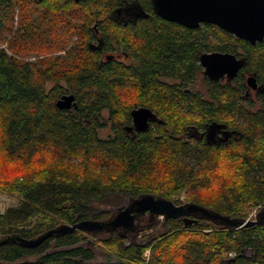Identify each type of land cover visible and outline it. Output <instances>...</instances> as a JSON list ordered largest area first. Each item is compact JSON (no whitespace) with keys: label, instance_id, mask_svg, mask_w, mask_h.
Here are the masks:
<instances>
[{"label":"trees","instance_id":"trees-1","mask_svg":"<svg viewBox=\"0 0 264 264\" xmlns=\"http://www.w3.org/2000/svg\"><path fill=\"white\" fill-rule=\"evenodd\" d=\"M121 1L146 17L114 21ZM114 46L132 61L101 60ZM212 51L245 57L241 70L264 85V39L250 44L211 23L182 26L156 15L150 0H0V193L17 198L0 213V264H264V222L227 225L264 205V91L256 108L241 74L232 83L202 76L204 90L195 87L199 55ZM66 93L77 106L57 108ZM138 106L160 122L131 137L125 126ZM213 121L240 135L219 146L186 136ZM105 126L111 134L101 137ZM115 193L195 203L224 225L187 214L164 218V231L140 244L116 231L89 241L77 229L21 242L107 219L90 207ZM98 242L102 263L93 262Z\"/></svg>","mask_w":264,"mask_h":264},{"label":"water","instance_id":"water-1","mask_svg":"<svg viewBox=\"0 0 264 264\" xmlns=\"http://www.w3.org/2000/svg\"><path fill=\"white\" fill-rule=\"evenodd\" d=\"M150 4L156 15L188 28H197L201 23H211L250 44L264 39V0H150ZM245 62V57H238L231 52L212 51L199 55L202 74L212 81L224 77L231 80L244 67ZM247 85L252 88L257 87L253 75L247 78ZM55 105L59 109L77 106L75 96L71 93L62 94L55 101ZM130 116L131 124L125 126L127 131L132 129L138 132L145 131L150 121L160 119L145 106L132 108ZM131 199L132 202L128 206L121 208L111 218L105 220L87 218L72 224H61L38 237L21 239V242L27 246H34L42 242L45 237L76 229L86 232L102 229L111 232L118 229L129 231L134 228L136 217L146 211L163 218L182 217L187 214L194 216L196 213L213 219L217 216L210 208L195 203L176 204L172 200L151 194H140ZM227 221L229 227L263 223L264 213L255 220L247 218Z\"/></svg>","mask_w":264,"mask_h":264},{"label":"rangeland","instance_id":"rangeland-1","mask_svg":"<svg viewBox=\"0 0 264 264\" xmlns=\"http://www.w3.org/2000/svg\"><path fill=\"white\" fill-rule=\"evenodd\" d=\"M17 20H18L17 10H15L14 21L12 24L14 28L17 25L16 24ZM10 37H11V33L9 32L7 35V39ZM74 38L75 37H73L72 39L74 40ZM5 45L6 44L3 43L1 46H5ZM61 52H57L55 54L59 55L61 54ZM35 58H36L35 55H27L26 57H24V59L26 60H34ZM202 76L203 75L198 76L196 80L194 81L195 87H197L201 91L204 90V81L202 79ZM110 134H111V131L108 126L102 127L99 130V135L101 137H107ZM177 201L181 202L182 196L178 197ZM16 202H17V198L15 196L0 193V213L4 212V210L7 207L15 205ZM131 202H132V199L127 194H121V193L111 194V195L104 197L102 200L93 201L90 207V213L95 214L100 211H108L109 212L108 218H111L121 208L128 206ZM262 213H264V205L260 206L258 209H253V211L250 213L248 218L255 220ZM194 216L200 217L203 221L212 220L213 222L217 223L220 226L224 225L219 220L215 218L213 219V218L203 216L200 213H196L194 214ZM163 219L164 218L159 215H150L149 213H143V214H139L136 217L135 222H134V228L130 229L129 231H123L122 229H118L115 231L125 237L126 243L133 242L136 244H140V243H143V239H142L143 235L152 234L153 231L157 233L164 231L165 228L163 227ZM82 232L84 235L88 236L89 241L105 240L111 234L110 233L111 231L108 229L97 230L94 232H86V231H82ZM103 248L105 249V247L99 242L97 245L92 246V250L94 252L93 262L102 263L108 260V256L104 252L105 250ZM115 259L116 258H112V260H115Z\"/></svg>","mask_w":264,"mask_h":264},{"label":"flooded vegetation","instance_id":"flooded-vegetation-1","mask_svg":"<svg viewBox=\"0 0 264 264\" xmlns=\"http://www.w3.org/2000/svg\"><path fill=\"white\" fill-rule=\"evenodd\" d=\"M73 1H78V0H73ZM110 14H111V17L113 18L114 21L124 22V23L134 22L139 16H141V14L147 15L145 13V10L142 9L139 4L134 3V2H129V1H121L118 6H115L113 9H111ZM144 17H146V16H144ZM92 27H93L92 31H93L94 35L97 37V40L94 41L95 46H96V44L99 43L100 34H99V30L97 28L96 23H94L92 25ZM92 46L95 47L94 45H92ZM101 48L102 47H99L98 49L101 50ZM95 49H96V47H95ZM100 56H101V60H103V61L118 60V61H125L127 64L132 61V58L130 56L124 55L122 53V51L119 48H117L116 46H114V49L110 50V51H104L102 49ZM241 69L238 71L237 75L234 78H236L240 74L243 76V80H244L243 85L245 86L246 97L250 96L251 99L253 100L254 106L256 108H258L260 105L259 94L264 91V85L259 82L255 73L249 72V71L244 70V69L241 70ZM250 75H253L255 77V82L257 84L256 88H252V87H249L247 85V78ZM234 78H232L231 80H227V78L224 77V78L219 79L217 81H220L223 83H232L234 81ZM159 120H156V119L152 120L149 122V124L151 122H154V121L160 122ZM187 128H188V130H187L188 135H186V136L194 137L196 139H202L206 143L213 144L216 146H219L220 144H227L228 142H230L232 137L235 138V137L240 135L235 130L228 129L224 124L214 122V121L206 123L202 127L191 126V127H187ZM136 132H138V131H136L135 129H132L129 131L126 130L127 135H129L131 137L134 136ZM144 213H149V212L146 211ZM150 215H152V214H150ZM128 243H130V242H128ZM128 243H126V241H125V244H128ZM92 246L93 245H91V247Z\"/></svg>","mask_w":264,"mask_h":264},{"label":"built area","instance_id":"built-area-1","mask_svg":"<svg viewBox=\"0 0 264 264\" xmlns=\"http://www.w3.org/2000/svg\"><path fill=\"white\" fill-rule=\"evenodd\" d=\"M233 254L231 253V255L230 256H232Z\"/></svg>","mask_w":264,"mask_h":264}]
</instances>
